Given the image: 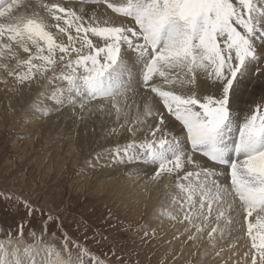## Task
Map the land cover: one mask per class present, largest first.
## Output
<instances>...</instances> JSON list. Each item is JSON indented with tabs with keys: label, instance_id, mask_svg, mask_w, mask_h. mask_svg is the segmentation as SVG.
<instances>
[{
	"label": "snow or ice",
	"instance_id": "1",
	"mask_svg": "<svg viewBox=\"0 0 264 264\" xmlns=\"http://www.w3.org/2000/svg\"><path fill=\"white\" fill-rule=\"evenodd\" d=\"M103 2L112 12L130 18L129 23L94 26L91 17L86 22L83 14L53 3L42 5L54 21L49 25L35 12L19 14L18 0H0V69L21 84L30 82L34 73L43 74L56 63L58 49L60 61L65 55L68 59L65 70L54 74L50 83L59 79L66 88L52 92V100L57 107H78L81 114H92L102 110L103 100L115 101L126 91L124 76H132V67L121 51L126 47L134 52L132 64L140 65V82L158 103L147 97L142 115L126 127L130 140L97 153L96 159L105 156L107 166H150L153 183L173 179L170 207L161 216L173 227L182 226L190 242L207 237L213 250L218 239L235 231L238 242H244V264H264V97L243 118L235 113L233 102L241 77L253 68L264 76V0ZM52 26L68 34L67 44L57 43L48 30ZM89 35L102 38L104 46L94 45ZM85 46L87 55L81 54ZM5 60L14 61V67ZM21 68L26 71H18ZM198 72L214 78L215 92L199 96L165 90L156 82L159 78L164 85L190 86ZM124 128L120 124L107 135H120ZM22 202L29 217L34 211L43 215L27 199ZM58 220L51 213L44 216L41 240L23 248L22 222L20 239L14 241L9 235L7 241H0V264H37L39 244L46 252L42 264H128L95 255L86 244L72 239ZM49 225L54 226L51 232ZM55 229H61L59 234ZM29 235L36 240V229ZM45 235L51 243L43 242Z\"/></svg>",
	"mask_w": 264,
	"mask_h": 264
},
{
	"label": "rangeland",
	"instance_id": "2",
	"mask_svg": "<svg viewBox=\"0 0 264 264\" xmlns=\"http://www.w3.org/2000/svg\"><path fill=\"white\" fill-rule=\"evenodd\" d=\"M38 1L43 2L42 5L59 3L70 9L77 6L80 10L77 13L83 14L86 22L91 17L90 15L96 13L97 9L104 7L106 11L110 10L106 8L103 0H100L98 4L96 0ZM113 2L118 1L113 0ZM91 6H95L94 9ZM85 7L89 9H85ZM41 9L44 8L41 7ZM43 11L47 13L45 9ZM115 15L118 20L127 22L121 25L102 23L99 26L93 20L94 26H122L130 21V18L122 17L117 13ZM45 22L54 25V21L48 16V13ZM48 30L53 32L57 43L67 44V33H59L54 26ZM73 34H75L74 30ZM94 37L89 35L93 44L103 47L104 40ZM73 46L80 47L76 42L73 43ZM19 52L22 59L27 58L22 50ZM81 54H89V49L85 46ZM131 54L135 53L126 47L122 48L121 56L132 67V76L131 78L128 75L124 76L126 91L115 99V101L119 99L120 102L115 104V101L105 99L101 104L104 110L109 108L111 112L97 110L92 114L87 112L81 114L78 107L72 109L66 106L65 109V106H56L51 94L57 88H66V82L57 79L50 83V79L54 74L58 76L65 70L68 59V56L65 55L64 61L61 62V54L58 49L54 54L56 63L48 67V70L43 74L34 73L30 82L21 84L13 76H8L3 69H0V229L3 230L0 233V241H7L9 235L14 238V241L20 239V225L23 222L21 248L27 244H38L41 240L39 235L41 221L44 216L51 213L59 217L57 223L63 225V230H66L72 239L86 244L92 253L106 257L110 261L119 258L127 261L128 264H237L236 260H239L244 264V242L239 241L238 243L237 236L239 234L235 231L234 234L237 236H227V239L224 236L223 239H218V243L224 240L223 245L216 242L215 250L209 244L207 237H204L203 241H206V244L201 247L204 254V256L201 254L202 258L195 254L198 247L196 241H192L190 246L183 250L174 246L167 247V242H169L167 235L172 232L169 231L166 235L164 230L167 228L156 227L155 222L151 221L155 220L156 223L162 224L167 220V217L161 216V212L158 210L163 208L168 210L170 207L165 203L170 201L169 194L174 192L173 179L170 178V182L166 184L167 187L165 185L156 194L154 204H151L153 207H150L149 203L144 204L140 198L138 199L132 194L135 188L126 192L129 189L128 186H123V188L115 186L116 183L122 181L117 182L118 178L113 172L101 175L102 170L107 168L113 170L117 167L107 166L105 156H101L99 160L96 159L97 153L109 148L104 143L114 146L118 143L128 142L130 135L127 133L126 127L142 115L146 98L151 95L153 102L158 103V98L142 86L139 78L140 65L132 64L135 55ZM72 59L75 61V54H72ZM3 62L10 67L15 65L14 61L5 60ZM136 69L137 71H135ZM18 71L23 72L26 69L21 68ZM79 71L82 69H78ZM251 73L257 75L253 68L246 76L241 77L240 82L235 86L237 92L235 90L233 96L234 111L241 118L254 106V102L258 103L264 97V82H254L255 77L253 78ZM262 77L264 79V76ZM156 82L166 90L179 91L184 88L183 92H179H195L199 96L213 93L217 88L214 78H209L203 72L197 73L195 78L197 84L193 83L190 86L176 85L175 88L173 85H164L159 78H156ZM144 94L146 95L144 96ZM65 95L68 93L65 92ZM129 98L136 103L135 109H137L134 113L138 115L137 118L132 117L129 113L132 109L128 108H133L134 105L133 102L128 101ZM117 109L119 112H116ZM61 111L70 112V115L61 116ZM49 117L52 118L53 125L45 120ZM73 118L76 120L75 122L72 120ZM69 119L72 120L70 127L66 124ZM120 124H125V128L120 129V135H107L110 129L118 128ZM143 134L139 135V138H143ZM70 136L69 144L76 143V147L79 148L85 144L86 147L89 145V148L82 149V152L74 150V155L72 152L66 154L69 151L67 140ZM129 166L131 168H128ZM119 167H123L119 174L120 178L133 175L140 181L144 177L151 176L153 172L152 167L138 163L123 164ZM149 179L150 177L145 178V182ZM228 182V180H223V183ZM119 189L122 190L119 191ZM6 195L9 196V199H5ZM23 199L30 201L37 209H42L43 215L39 211H34L29 217L28 210L23 205ZM53 228V225H49L48 231L51 232ZM170 228L174 230L172 224ZM32 229L37 231L36 240H33L29 235ZM55 230L57 234L61 231V229ZM179 231H175L171 238L183 242L185 238L180 236ZM145 232L149 235L146 236ZM94 233H99V235L93 238ZM85 236L88 237L87 241H85ZM43 242L51 243L52 241L45 235ZM171 242L175 243V241ZM218 245L219 247H217ZM236 251H241L242 255L234 257L233 254ZM113 252H115V256H113ZM216 252H220V255L217 256ZM44 255L46 256V252L43 244H39L38 257L42 258H38L37 264L45 259Z\"/></svg>",
	"mask_w": 264,
	"mask_h": 264
},
{
	"label": "bare ground",
	"instance_id": "3",
	"mask_svg": "<svg viewBox=\"0 0 264 264\" xmlns=\"http://www.w3.org/2000/svg\"><path fill=\"white\" fill-rule=\"evenodd\" d=\"M19 1V3H20V5H21V7H20V9H19V12H20V14H23V15H26V16H31V14L33 13V12H35L36 14H38L39 16H41V17H43V18H46L47 17V13H44V9L42 10L41 9V7H40V4L41 3H43V2H41V1H38V0H18ZM46 1V0H45ZM115 1V0H114ZM118 2H119V0H117ZM111 2H113V0L111 1ZM69 3V2H68ZM74 3H75V1H74ZM74 3H72V4H74ZM91 3V2H90ZM48 4V3H47ZM71 4V3H70ZM98 4V3H97ZM42 5V4H41ZM45 5V4H44ZM75 6V5H74ZM79 6V5H78ZM107 6V5H106ZM92 7V6H91ZM93 7H95V6H93ZM92 7V8H93ZM74 9L73 10H75V11H77L78 12V7L76 6V7H73ZM106 8H108V7H106ZM85 9H89V8H87V7H85ZM94 9V8H93ZM80 11V10H79ZM96 13H94V14H92V15H90L91 16V18L96 22L95 24L97 25V24H99V26H100V24L102 25V23H107V24H117V25H121L122 23H125V22H127V21H121V20H118L117 19V17H116V15H115V13L114 12H112V10L110 9V10H108V11H106L105 9H104V7L102 8H100V9H97L96 11H95ZM78 14V13H77ZM49 16V15H48ZM94 21H93V23H94ZM98 21V22H97ZM53 27V26H52ZM52 29V28H51ZM53 30V29H52ZM95 38V37H94ZM130 53V52H129ZM133 53V52H132ZM132 56H134L133 54H131ZM128 58V57H127ZM132 58V57H131ZM135 71H137V69L135 70ZM134 73V72H133ZM252 74V73H251ZM134 75V74H133ZM253 75V74H252ZM256 76H257V78H256ZM253 75V78L255 77V79L253 80L254 82H257V83H263L264 82V79H263V77L262 76H260L259 75V73H257V75ZM250 77H251V75H250ZM131 78V77H130ZM252 78V77H251ZM204 79V78H203ZM135 80V79H134ZM133 81V80H132ZM263 81V82H262ZM136 82V81H135ZM203 82V81H202ZM138 83H139V81H138ZM194 83H196V82H194ZM197 84V83H196ZM264 84V83H263ZM161 85V84H160ZM165 87V86H164ZM175 87V86H174ZM167 88H168V86H167ZM176 88V87H175ZM199 88V87H198ZM182 89V88H181ZM166 90V89H165ZM183 90H184V88H183ZM183 90H179V91H182L183 92ZM235 90H236V88H235ZM140 91H142V90H140ZM176 91V90H175ZM178 91V90H177ZM178 91V92H179ZM236 92H237V90H236ZM187 93V92H186ZM147 94V93H146ZM146 94H144V96L146 95ZM74 95H75V93H74ZM126 99V98H125ZM130 99V98H129ZM143 99V98H142ZM128 101H131V102H135L133 99H130V100H128ZM103 102H104V100H103ZM120 102V100L118 99V100H116L115 101V104H118ZM142 102V101H141ZM133 105V104H132ZM107 106V105H106ZM135 107H136V103H134V105H133V108H128V109H132V110H130L129 111V113H131V116L132 117H134V118H137L138 117V115L136 114V113H134V111H136V109H135ZM138 107V106H137ZM65 109H66V106L64 107ZM101 111H109V112H111V109H109V108H107V109H103L102 107H101ZM127 109V110H128ZM139 109V108H138ZM63 110V109H62ZM69 110V109H68ZM126 110V111H127ZM117 112V111H116ZM70 112H66V111H61V113H60V115L62 116H64V114L66 115V114H69ZM57 114V113H56ZM111 114V113H110ZM70 115V114H69ZM64 118V117H63ZM67 118V117H66ZM115 119V118H114ZM47 122H49V124L50 125H53V121H52V118H50L49 117V119H45ZM72 120H74V118L72 119ZM72 120H67L66 121V124L68 125V127H70V126H72ZM64 121H65V118H64ZM76 120H74V122H75ZM80 121V120H79ZM88 121V120H87ZM62 122V121H61ZM58 126V125H57ZM56 127V126H55ZM98 131H99V129H98ZM143 133V132H142ZM142 133H140L139 135L140 136H142ZM144 135V134H143ZM70 139H71V136L68 138V140H67V145H68V149H69V151H67L66 152V154H69L70 152H72L73 153V155H74V150H76V151H81L82 152V149H86V148H89V145L86 147V145L85 144H83L82 145V147L81 148H79V147H76V143H74V144H69V141H70ZM84 139V138H83ZM115 140V139H114ZM75 141V140H74ZM104 145H106V147H110V146H113V144L111 145V144H108V143H104ZM103 147V146H102ZM106 149V148H105ZM75 158V157H74ZM114 167V166H113ZM123 167H119V166H117L116 168H113V170H110L109 168H107V169H105V170H102L100 173H101V175H103V174H106V173H108V172H113L114 174H115V176H116V178H118L117 179V182H121V183H116V185L115 186H117L118 188H123V186H128L129 187V189H128V191H126V192H130L131 191V189L132 188H135V190L132 192V194H134V196H136V198H140L141 199V201L144 203V204H148L149 203V205H150V207H153V206H151V204L153 205L154 204V197L156 196V194L161 190V189H163L164 188V186L168 183V182H170L169 180H170V178H164V179H162V180H160L158 183H153L152 181H151V179H149V180H147L146 182H145V178H149V177H151V176H148V177H144V179L142 180V181H140V179H136V176H133V175H131L130 177H124V178H120L119 177V174H120V171H121V169H122ZM127 168V167H126ZM128 168H131V166H129ZM136 170V169H135ZM138 170V169H137ZM223 182V181H222ZM125 187V188H126ZM117 190V189H116ZM120 190H122V189H119V191ZM133 190V189H132ZM131 194V193H130ZM140 201V202H141ZM166 205H169V202H166L165 203ZM164 210V208L163 209H159L158 210V212H162ZM152 223H154L155 224V226L156 227H160V228H167L166 230H164L165 232V234L167 235V233L170 231V232H172V233H170V234H168L167 235V237L169 238V242H167V247L169 248V246H174L175 248L177 247L178 249H185V248H187L188 246H190V244L192 243V241L190 242V241H188V240H186V235L184 234V231H183V227L182 226H180V225H176V227H173V229L174 230H171V228H170V225L172 224V222L171 221H169L168 220V218H167V220L165 221V222H163L162 224H158V223H156V221L155 220H153V221H151ZM180 230V231H179ZM175 231H179L180 232V236L182 237V238H185V240L183 241V242H179V241H177L176 239H173V238H171L172 237V234L175 232ZM236 233V232H235ZM161 234V233H160ZM238 234V233H237ZM165 235V236H166ZM233 235H236V234H234V232H233V234L231 235V236H229V235H225V237H226V239H227V236L228 237H232ZM165 236L163 237L164 239H165ZM237 236V235H236ZM166 237V238H167ZM181 238V239H182ZM237 238H238V236H237ZM14 239V238H13ZM231 239V238H230ZM234 239V238H233ZM236 240V239H235ZM171 241H175V243H172ZM199 241L200 240H197L196 242V245L198 244V247L196 248V251H195V254L197 255V257H200L201 256V254H203V251L201 250V247L203 246V245H205L206 244V241L204 242L203 241V239L201 240V242L199 243ZM224 241V240H223ZM222 241V242H223ZM226 241V240H225ZM204 242V243H203ZM217 242V241H216ZM222 242H217V244H220V243H222ZM232 242H233V240H232ZM242 242V241H241ZM228 243V242H227ZM239 243V242H238ZM243 244V243H242ZM220 245H223V243L222 244H220ZM227 245V244H226ZM234 245V244H233ZM232 246V245H231ZM217 247H219V245L217 246ZM229 247V246H228ZM233 248V247H232ZM234 248H235V246H234ZM201 250V251H200ZM234 250V249H233ZM189 251H191V249H189ZM198 251V252H197ZM231 251H232V249H231ZM244 251V250H243ZM202 252V253H201ZM230 252V251H229ZM234 252H235V250H234ZM237 253V254H236ZM236 253H234L233 255H235L234 257H239V256H241L242 255V252L241 251H236ZM45 256V255H44ZM188 256V255H187ZM191 256V255H190ZM202 256H204V254L202 255ZM202 256H201V258H202ZM233 257V256H232ZM37 260V262L39 261L38 260V258H42V257H38V255L35 257ZM43 259H44V257H43ZM233 259V258H232ZM241 259V258H240ZM239 261V260H238ZM237 260H236V262H238ZM42 262L43 261H41L39 264H42ZM239 264H242V262L241 261H239Z\"/></svg>",
	"mask_w": 264,
	"mask_h": 264
}]
</instances>
